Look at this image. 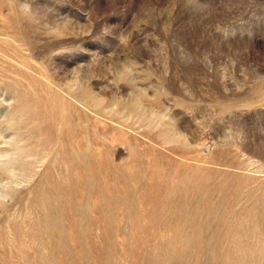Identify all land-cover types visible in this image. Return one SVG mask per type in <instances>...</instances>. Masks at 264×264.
I'll use <instances>...</instances> for the list:
<instances>
[{
	"label": "rangeland",
	"instance_id": "rangeland-1",
	"mask_svg": "<svg viewBox=\"0 0 264 264\" xmlns=\"http://www.w3.org/2000/svg\"><path fill=\"white\" fill-rule=\"evenodd\" d=\"M0 264H264V0H0Z\"/></svg>",
	"mask_w": 264,
	"mask_h": 264
}]
</instances>
